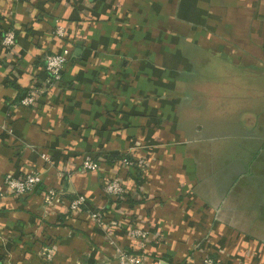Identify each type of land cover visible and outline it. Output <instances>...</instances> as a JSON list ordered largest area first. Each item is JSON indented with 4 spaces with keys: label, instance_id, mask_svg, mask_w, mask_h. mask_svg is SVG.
<instances>
[{
    "label": "crops",
    "instance_id": "obj_1",
    "mask_svg": "<svg viewBox=\"0 0 264 264\" xmlns=\"http://www.w3.org/2000/svg\"><path fill=\"white\" fill-rule=\"evenodd\" d=\"M6 29L16 44L0 42V264L111 261L134 249L132 228L148 231L143 264H264V120L256 96L233 92L264 82V0H0V38ZM65 48L61 79L21 104L46 77L44 55ZM108 153L142 161V178ZM86 158L98 169L81 168ZM31 170L42 189L6 193V174ZM113 177L117 201L104 190ZM48 187L84 194L107 227L45 203Z\"/></svg>",
    "mask_w": 264,
    "mask_h": 264
},
{
    "label": "built area",
    "instance_id": "obj_2",
    "mask_svg": "<svg viewBox=\"0 0 264 264\" xmlns=\"http://www.w3.org/2000/svg\"><path fill=\"white\" fill-rule=\"evenodd\" d=\"M54 33L57 35L62 36L64 34V29L61 26H57L54 29ZM0 42L5 47H13L16 44V37L15 33L11 29H6L0 38ZM70 55L69 49L65 48L60 52H50L46 53L43 58L44 68L46 71V77L41 82V84L37 87H32L28 89L27 94L20 100V103L23 105H31L36 100V96L39 94L44 93L51 87H53L62 76L63 67ZM42 158L45 160H50L45 153H42ZM122 163L126 165H131V161L127 158H123L121 160ZM138 166L141 170L144 169L142 161L138 162ZM99 164L97 160L86 158L82 161L81 168L89 169V170H96L98 169ZM4 184H5V191L7 194L12 195H25L31 193L35 186L41 182L42 176L40 172L36 171H27L23 175H13L8 173L4 176ZM105 193L112 197H119L124 194L125 186L120 181L118 177L109 178L104 184ZM43 201L47 204H52L54 202H64L69 210L74 211L75 213H79L82 211L84 206L86 213H88L89 218L101 225H108L107 222H104L101 217V208H92V207H85L87 205V199L84 194H77L75 197L71 199H66L56 191V189L52 187H48L45 190ZM114 223V222H111ZM104 226V227H105ZM107 227V226H106ZM107 230V229H106ZM106 232H109L108 230ZM130 235L134 238V240H138L140 246L143 247L146 238L148 236V231L138 228H132L129 230ZM110 233V232H109ZM55 246L50 243H45L40 251L39 254L42 255L46 259H51L52 255L55 252ZM143 255L129 253L123 249H117L116 257L114 260L111 261H100L99 264H143ZM190 264H233L231 262L220 261L215 259L211 256H204L199 261L191 262Z\"/></svg>",
    "mask_w": 264,
    "mask_h": 264
},
{
    "label": "rangeland",
    "instance_id": "obj_3",
    "mask_svg": "<svg viewBox=\"0 0 264 264\" xmlns=\"http://www.w3.org/2000/svg\"><path fill=\"white\" fill-rule=\"evenodd\" d=\"M210 68H211V66L209 67V69ZM242 74H243V79H246V77H244L245 74L244 73H242ZM213 75L220 76V71L217 70V69H215L211 73V75L209 77H211ZM256 84L253 86L250 83H248L247 85H245L246 86L245 89H247V90H244L243 89L244 87L241 86L240 87V90L237 88L236 90H238V91H233V92L234 93L236 92L237 94H247V93L251 92V95L252 96H256L257 97V99H256V102H257V112L256 113L259 115V118H258V123H259V122H261V121L264 120V117L260 118L261 115L264 116V82L262 80H259L258 84L257 85ZM211 88H215V87H211ZM225 88L228 89L230 87H225ZM231 88H233V87H231ZM206 95L209 97V101L205 105V107L207 106V109H208L206 111V112H208L207 117H214L215 119L219 118L220 111L217 110V108L219 107L217 101H219V100L217 99V97L214 98V96L209 95V93L206 94ZM222 103H224L225 105H230L231 103H234V101L233 102H225V101H222ZM209 107H210V109H209ZM219 137H220V135H219ZM219 137H216V138H219Z\"/></svg>",
    "mask_w": 264,
    "mask_h": 264
},
{
    "label": "trees",
    "instance_id": "obj_4",
    "mask_svg": "<svg viewBox=\"0 0 264 264\" xmlns=\"http://www.w3.org/2000/svg\"><path fill=\"white\" fill-rule=\"evenodd\" d=\"M27 91H28V89H26V91L24 92V94H23V96L24 95H26L27 94ZM22 98V97H21ZM20 98V99H21ZM19 99V100H20ZM107 160L109 161V162H111V164L113 165L115 162H119V161H121L123 158H127V159H129L130 161H131V165L132 166H134V168H135V176H136V179L138 178L139 180H140V178H142L141 177V175H142V170L140 169V167L138 166V162H137V160H135V158L133 157V156H131L130 154H127V153H124V154H114V153H108V156H107ZM137 183H139L138 181H137ZM37 187H40V189H42L43 188V184H42V182H39L37 185H36ZM35 186V187H36ZM36 187V188H37ZM35 188V189H36ZM34 189V190H35ZM33 190V191H34ZM109 197V200H111L112 198V201H117L118 199H119V197L117 196V197H112V196H108ZM72 198V197H71ZM70 197H67L66 199H71ZM88 205V204H87ZM87 205L85 206V207H87ZM88 207H90V206H88ZM92 208H94V207H92ZM68 212V215H69V217H72L74 214H76L74 211H72V210H67ZM101 211V217H102V220H104L103 219V217H104V208L102 209V210H100ZM79 213H83V214H85V215H87V217L89 218V215H88V213H86V211H85V208H84V206H83V208H82V211H80ZM130 230V229H129ZM134 243H135V246H134V249H123V250H125V251H127V252H129V253H135V254H140V253H143V250H144V248H145V244H144V246L143 247H141L140 246V243H139V241L138 240H134ZM214 258V257H213Z\"/></svg>",
    "mask_w": 264,
    "mask_h": 264
}]
</instances>
